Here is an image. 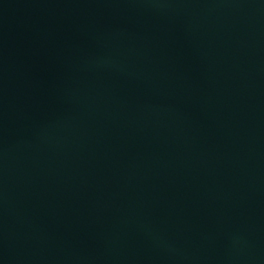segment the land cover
Segmentation results:
<instances>
[{
  "label": "water",
  "instance_id": "water-1",
  "mask_svg": "<svg viewBox=\"0 0 264 264\" xmlns=\"http://www.w3.org/2000/svg\"><path fill=\"white\" fill-rule=\"evenodd\" d=\"M0 264H264V0H0Z\"/></svg>",
  "mask_w": 264,
  "mask_h": 264
}]
</instances>
